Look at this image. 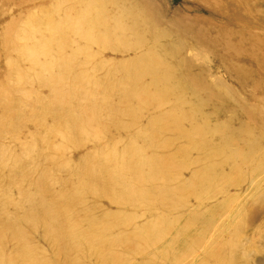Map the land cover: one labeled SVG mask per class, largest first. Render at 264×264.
<instances>
[{"label": "rangeland", "instance_id": "rangeland-1", "mask_svg": "<svg viewBox=\"0 0 264 264\" xmlns=\"http://www.w3.org/2000/svg\"><path fill=\"white\" fill-rule=\"evenodd\" d=\"M0 264H264V0H0Z\"/></svg>", "mask_w": 264, "mask_h": 264}, {"label": "bare ground", "instance_id": "bare-ground-1", "mask_svg": "<svg viewBox=\"0 0 264 264\" xmlns=\"http://www.w3.org/2000/svg\"><path fill=\"white\" fill-rule=\"evenodd\" d=\"M90 15L92 16V18H94L96 21H100L101 20V15H104V13H103V11H102V7H101V5H95V6H93L92 7V10H91V13H90ZM138 18V19H137ZM136 19V23L137 22H139V20H140V22H141V17H140V15L138 14V13H136V16L135 15H131V17H130V19H129V21L127 22L128 24H130L129 26L131 27V26H133L132 25V23H134L135 20ZM134 21V22H133ZM76 23H78V22H76ZM135 23V24H136ZM128 28V27H127ZM101 32L102 31H94V32H91L90 33V37L91 38H94V39H97V40H110V41H112V40H116L112 35H108V34H105V35H103V38H95V37H97V36H102L101 35ZM87 34V33H86ZM85 34V35H86ZM82 35V34H81ZM108 35V36H107Z\"/></svg>", "mask_w": 264, "mask_h": 264}]
</instances>
